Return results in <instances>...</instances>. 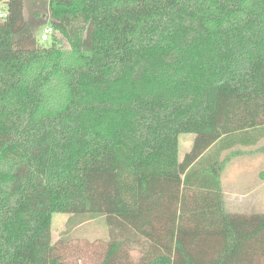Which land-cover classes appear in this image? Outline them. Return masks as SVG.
Instances as JSON below:
<instances>
[{
	"label": "trees",
	"instance_id": "16d2710c",
	"mask_svg": "<svg viewBox=\"0 0 264 264\" xmlns=\"http://www.w3.org/2000/svg\"><path fill=\"white\" fill-rule=\"evenodd\" d=\"M25 2L0 21V264H73L55 214L105 217L96 264H254L264 216L225 210L216 148L264 137V0H50L48 45Z\"/></svg>",
	"mask_w": 264,
	"mask_h": 264
},
{
	"label": "rangeland",
	"instance_id": "374dc122",
	"mask_svg": "<svg viewBox=\"0 0 264 264\" xmlns=\"http://www.w3.org/2000/svg\"><path fill=\"white\" fill-rule=\"evenodd\" d=\"M3 1L0 9H6ZM25 15L28 23L35 27L36 35L41 37L49 23L50 0H26ZM51 39V36H50ZM47 45L49 41L45 42ZM66 48L69 44L65 42ZM193 134L179 136L180 154L191 149ZM241 213L235 216H240ZM109 239V231L104 216L55 214L53 216L52 241L64 249L73 264H96L99 252H103ZM254 264H264V252H260Z\"/></svg>",
	"mask_w": 264,
	"mask_h": 264
},
{
	"label": "crops",
	"instance_id": "0c3cea01",
	"mask_svg": "<svg viewBox=\"0 0 264 264\" xmlns=\"http://www.w3.org/2000/svg\"><path fill=\"white\" fill-rule=\"evenodd\" d=\"M191 149L181 155L179 147L180 161ZM216 151L225 210L233 216L241 213L246 219L264 216V137L258 143L219 146Z\"/></svg>",
	"mask_w": 264,
	"mask_h": 264
},
{
	"label": "built area",
	"instance_id": "2783aa9c",
	"mask_svg": "<svg viewBox=\"0 0 264 264\" xmlns=\"http://www.w3.org/2000/svg\"><path fill=\"white\" fill-rule=\"evenodd\" d=\"M5 1V0H0V4ZM5 3V2H4ZM7 16V8L2 10L0 9V21L3 20ZM54 33V29L52 26H48L44 33L41 36V41L42 42H47L50 40V36H52Z\"/></svg>",
	"mask_w": 264,
	"mask_h": 264
}]
</instances>
